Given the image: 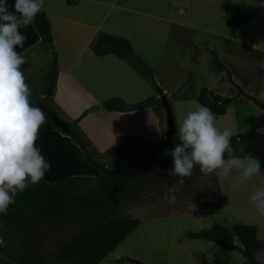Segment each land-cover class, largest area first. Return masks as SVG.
<instances>
[{"label": "rangeland", "instance_id": "374dc122", "mask_svg": "<svg viewBox=\"0 0 264 264\" xmlns=\"http://www.w3.org/2000/svg\"><path fill=\"white\" fill-rule=\"evenodd\" d=\"M94 1L78 0L76 8L83 14L77 18L69 14L61 16V7L66 8L64 0H45L44 8L52 24L55 42L67 39L66 34L77 37L76 39L82 37L84 40L94 30L115 36H129L132 48L149 64L151 78H143L124 61L119 63L121 61H118V58L108 61L106 66L95 63L93 70L100 73V76L92 79L97 80L96 86L103 89L100 93L105 94V97L122 94L124 90L129 95L126 100H138L145 97V94L147 96L156 93L158 96L160 89L170 105L178 136L181 121L187 112L195 110L199 103L194 95L201 86L223 95H235L240 88L251 97L264 101V53L251 50L249 43L259 42L260 49L264 50V29H256L257 15L254 11L257 9V0ZM179 8H182V11H179ZM236 48H241L243 53L234 52ZM208 49L217 52L219 60L224 63L228 72L224 69L215 72ZM20 54L27 57L26 65L21 66L26 83L29 87H37L47 66V50L42 42H38ZM119 66L122 68L118 69ZM136 73L139 77H134ZM130 84L138 85L140 89L131 90ZM100 89L97 88L96 91ZM59 101L64 104L65 100ZM160 104H153V108L158 113L162 112L164 120L165 113ZM225 111L223 115L214 114L216 126L230 125L228 130L232 134L246 128L245 116L264 113V109L252 98L243 94L233 97ZM259 130L264 133V121ZM146 156L140 154L139 162L143 163ZM100 157L104 161H110L112 154L110 157L109 154H101ZM235 175L236 173H233L232 180H220L222 206L208 197L205 201L204 195L197 196L202 190L193 183L192 188L198 193L191 196L180 194V205L184 207L176 213L169 215L164 214V211L143 215L135 223V227L130 226L134 219L127 220L129 228L127 226L125 233H128L125 236L119 235L116 242L120 241L97 264H117L114 263L117 253L118 264H237L243 259L239 251L224 248L214 241L186 236L187 230L205 228L214 222L230 226L231 220L255 223L256 236L264 238V217L258 216L253 205L249 203L254 190L264 187V174L261 171L239 187L235 185ZM170 186L171 184L166 185L167 191ZM132 187L128 188L129 192L124 198L117 196L111 199L114 214L126 209L125 203L128 201L131 205L128 207L131 215L141 209L140 205H134L135 202L132 201L137 198V190L146 188L147 185L141 184L136 189H131ZM180 187H183L182 193H192L185 190L184 185ZM204 190L208 195L207 189ZM143 192L144 190L140 191ZM37 206L35 210L41 214L48 212L47 207H38L37 210ZM52 210L58 214L56 206L49 209ZM156 210L155 203H148L143 211ZM33 212L34 210L27 211L23 215ZM23 226L25 224L21 227ZM46 233L48 234L46 230L41 231L42 236ZM234 240L236 241V238ZM127 257L138 262L128 260ZM8 258H15L11 250Z\"/></svg>", "mask_w": 264, "mask_h": 264}, {"label": "crops", "instance_id": "0c3cea01", "mask_svg": "<svg viewBox=\"0 0 264 264\" xmlns=\"http://www.w3.org/2000/svg\"><path fill=\"white\" fill-rule=\"evenodd\" d=\"M94 2H97V0ZM77 3L78 0H73L70 4L65 3L66 8L60 6L61 16L65 17L69 14L70 16L75 15L76 18L81 17L83 13L79 8H76ZM261 3H264V1L257 0V9L254 11L257 15L255 19L257 21L256 29H264V4ZM178 10L182 11V8ZM46 14L48 16L47 12ZM76 25L74 24V26ZM50 26L52 42L57 56V75L53 88L54 94L51 95L52 101L57 105L62 117L70 119L80 116L77 121L79 129L91 144L100 151V154H109L110 157L112 154L111 144L119 135L124 133H144L156 140H161L166 136L165 119L163 120L161 111L158 113L157 110H154L153 105L129 111H109L101 108L100 101L106 95L100 93L103 89L96 86V79H92L100 76V73L94 72L93 65L96 63L106 66L109 64L108 61H112L113 58H118V61H121L119 63H123L124 60L112 53L97 55L91 51L89 44L97 33L95 30L84 40H82V37L76 39L77 37L73 38L72 35L66 34L67 39L63 38V41L59 40L58 43L55 42L51 21ZM77 33L79 34L78 31ZM128 38L133 47L131 38L129 36ZM38 42L36 41L29 47L36 45ZM249 43L251 44V50L264 53V50L260 49L259 42L249 41ZM233 51L243 53L241 48H236ZM124 63L128 65L125 61ZM128 67L130 66L128 65ZM121 68L122 66H119L118 69ZM136 74L134 77H139L138 73ZM40 88V83L37 87H30L31 90L36 91H39ZM97 88L100 91H96ZM126 88L128 89V86ZM134 88L140 89V86L130 84V89L134 90ZM163 90L165 89L163 88ZM58 91H61V93H58ZM118 95L124 100L129 98L127 91L124 90L122 94L118 93ZM154 95L157 94L154 93ZM63 99L65 100L64 104L59 101ZM134 100L136 99L126 101ZM83 111L84 113H82ZM225 113L226 111L220 115ZM229 127L230 125L218 126L220 130H228ZM140 154L147 155L143 163L139 162ZM171 168L155 166L149 159L147 151L140 152L138 154V171L136 175L106 200L94 206L68 215H61L58 211H56L58 212L56 214L54 210L49 211L56 204H50L53 206L36 204L35 206L8 209L7 215H0V236L3 237L6 245L0 247V261L3 263L10 262V264H97L120 241L116 242V238L122 231L123 233L120 236H125L128 233H125L128 229L127 220L134 219L130 226L135 227V223L143 215L157 214L164 211V214L169 215L176 213L177 210L184 207V205H180V194L191 196L198 193L192 188L193 183H196L197 187L202 190L197 196L204 195L205 201L208 197L209 200L218 201V205L222 206L221 181L214 174L208 176L201 174L199 166L194 167L192 177L184 178L185 190L192 193H182L183 187L179 186V191L175 194V203H169L164 199V195L168 192L166 185H173L178 179V177L169 175ZM148 173L151 175H147ZM147 182L150 184L148 185ZM141 184L144 186L146 184L147 187L137 190V198L132 201L135 202L134 205H140L141 209L135 215H131L128 208L131 205L128 201L125 203L126 209L114 214L111 209V199L117 196L122 199L129 192L128 188L134 185L131 189H136ZM204 188L209 192L208 195ZM142 190L144 192L140 193ZM148 203L156 204V212L143 211L144 206ZM36 206L37 210L38 207H47L49 213L41 214L35 210ZM31 210H34V212L23 215V213ZM230 223H232L231 220ZM23 224L25 226L22 228ZM2 227L3 231L1 232ZM42 230H46L48 234L42 236ZM109 244L111 245L109 246ZM9 250L15 256L14 259L8 258ZM21 252L22 254H20ZM114 258V263L118 264L119 254H115ZM127 259L138 262L129 257ZM138 263L140 264V262Z\"/></svg>", "mask_w": 264, "mask_h": 264}, {"label": "trees", "instance_id": "16d2710c", "mask_svg": "<svg viewBox=\"0 0 264 264\" xmlns=\"http://www.w3.org/2000/svg\"><path fill=\"white\" fill-rule=\"evenodd\" d=\"M64 1L66 4L73 2V0ZM7 3L13 5L14 0H7ZM20 31L26 36V40L22 48L17 47V52L20 53L39 41L43 43L48 53L47 66L39 80L41 88L39 91L31 90V102L35 104L37 101H43L52 111L62 117L51 98L57 75V56L45 8L37 14L33 24L22 27ZM89 47L97 55L112 53L123 59L143 78H151L149 64L140 54L133 51L127 37L97 32ZM208 50L211 53L215 72L223 69L228 72L223 62L219 60L217 52L214 49ZM25 65L26 63L22 67ZM49 83H51V89L49 94H46ZM239 94L252 98L264 109V101L251 97L240 88L237 89L235 95H223L206 86H201L194 98L217 115L224 113L231 99ZM153 104H160L157 95H147L134 101H126L119 95H111L100 101L101 108L109 111H129ZM79 117L70 119L62 117L68 124V129L62 132L46 116L45 123L39 129L36 146L41 149V154L51 167L38 184L29 185L23 192L17 193L15 203L8 209L36 204H56L61 215H68L94 206L106 200L136 175L138 154L143 150L147 151L149 159L155 166L173 167V158L169 150L180 143L176 133L166 135L161 140L139 132L121 134L111 144L112 159L104 161L100 157V151L79 129L77 125ZM263 121L264 113L245 116L246 128L233 133L231 142L233 148L239 149L240 145H244V153H251L258 158L264 174V133L259 130ZM244 153L237 151L236 154L243 155ZM186 236L214 241L224 248L239 251L243 259L237 264H260L255 254L258 250H264V238L256 236L254 223L232 222L230 226H226L214 222L205 228L187 230ZM0 264L6 263L0 261Z\"/></svg>", "mask_w": 264, "mask_h": 264}, {"label": "clouds", "instance_id": "9594fccd", "mask_svg": "<svg viewBox=\"0 0 264 264\" xmlns=\"http://www.w3.org/2000/svg\"><path fill=\"white\" fill-rule=\"evenodd\" d=\"M44 4L45 0H14L9 5L0 0V215H7L17 193L38 184L51 167L36 146L46 115L31 102V89L21 70L27 57L16 51L26 40L20 29L35 22ZM178 133L180 143L169 150L173 158L169 175L178 177L164 195L169 203H175L179 186L196 166L201 174H214L219 180H232L236 173V187L261 172L260 160L244 153V145L233 148L232 133L216 126L215 115L207 106L197 103L195 110L187 112ZM237 151L244 154L237 155ZM249 203L264 217V187L254 190ZM5 246L0 236V247ZM255 255L264 264V250Z\"/></svg>", "mask_w": 264, "mask_h": 264}, {"label": "water", "instance_id": "95a60500", "mask_svg": "<svg viewBox=\"0 0 264 264\" xmlns=\"http://www.w3.org/2000/svg\"><path fill=\"white\" fill-rule=\"evenodd\" d=\"M51 89V83H49L47 87L46 94H49ZM159 101L161 105L163 106L164 113H165V126H166V135H171L176 133V128L173 120L172 111L170 108V105L168 101L166 100V97L164 94L159 90ZM35 105L39 106L46 116H48L60 129L62 132H65L68 129V124L65 119H63L61 116L56 114L54 111H52L45 102L43 101H37Z\"/></svg>", "mask_w": 264, "mask_h": 264}]
</instances>
